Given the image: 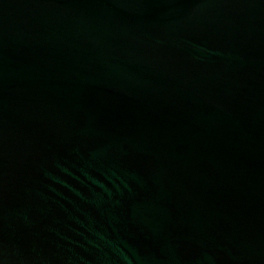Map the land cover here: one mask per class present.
I'll return each instance as SVG.
<instances>
[{
  "label": "water",
  "instance_id": "1",
  "mask_svg": "<svg viewBox=\"0 0 264 264\" xmlns=\"http://www.w3.org/2000/svg\"><path fill=\"white\" fill-rule=\"evenodd\" d=\"M0 264H264V0H0Z\"/></svg>",
  "mask_w": 264,
  "mask_h": 264
}]
</instances>
